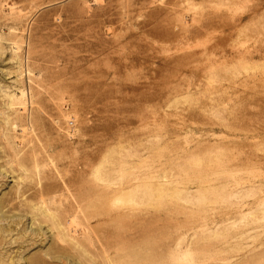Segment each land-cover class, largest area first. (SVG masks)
<instances>
[{"label":"rangeland","instance_id":"1","mask_svg":"<svg viewBox=\"0 0 264 264\" xmlns=\"http://www.w3.org/2000/svg\"><path fill=\"white\" fill-rule=\"evenodd\" d=\"M0 264H264V0H0Z\"/></svg>","mask_w":264,"mask_h":264}]
</instances>
